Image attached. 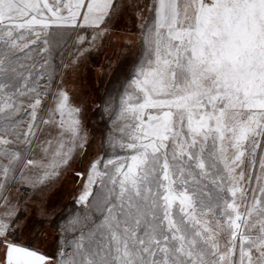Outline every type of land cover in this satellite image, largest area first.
Returning a JSON list of instances; mask_svg holds the SVG:
<instances>
[{"label":"snow or ice","instance_id":"6c2138e0","mask_svg":"<svg viewBox=\"0 0 264 264\" xmlns=\"http://www.w3.org/2000/svg\"><path fill=\"white\" fill-rule=\"evenodd\" d=\"M126 20L138 50L114 126L47 254L2 193L29 167L52 169L41 184L59 175L87 138L67 90L28 83L20 54L51 58L74 35L75 65ZM41 124L56 135L41 141ZM0 133V264H264V0H0ZM36 148L52 160L27 158Z\"/></svg>","mask_w":264,"mask_h":264},{"label":"rangeland","instance_id":"374dc122","mask_svg":"<svg viewBox=\"0 0 264 264\" xmlns=\"http://www.w3.org/2000/svg\"><path fill=\"white\" fill-rule=\"evenodd\" d=\"M125 23L127 28L121 27L119 37L106 40L102 45L85 53L75 65L73 61L78 56V48L74 35L72 39L66 37L61 39L51 58L39 59V49L31 51L27 56L20 54L19 65L24 67L19 70L27 77L28 83L35 81V84L42 86L38 90L44 92L46 90L44 86L48 84L51 77L54 84L53 92L60 87L67 90L70 103L81 109L78 118L87 138L86 152L77 149L70 167L66 170L64 167L57 169L60 172L59 175L51 176L41 184L38 181L43 176V172L52 169H45L39 165L29 167L24 169L26 179L23 182L19 180L20 172L17 171V180L10 182L2 193L22 215L21 223L25 225L22 229L24 239L27 240L30 233L35 230L40 234V247L47 254H53L57 250L58 237L61 235L60 226L64 222L62 217L84 210L82 205L76 203L77 197L82 192V183L75 178V172L86 171L89 159L96 155H103L101 134L114 126L111 117L119 104L120 85L124 80V73L131 70L132 61L138 50V44L132 47L125 42V39L138 41L139 33L130 20H126ZM64 40L67 42L65 43ZM38 73L41 75H37ZM110 97L113 98L112 110L105 111V105ZM20 99L27 101L28 97L24 96ZM41 99L43 101L41 107L45 105L49 109L54 107L52 97L42 96ZM39 115L43 119H48L49 111L40 112ZM53 118L56 123H59L60 114L54 113ZM27 119L20 127L26 128ZM64 119L66 122L71 119L67 109ZM52 128L53 125L41 124V141L51 138L49 132L52 136L56 135ZM105 150L109 155L118 151V149L109 148L107 144H105ZM27 158L42 160L45 165L52 160L50 154L44 158V153L38 148L34 149ZM2 179L0 177V180ZM100 187L98 178L94 191ZM4 210L0 208V211Z\"/></svg>","mask_w":264,"mask_h":264}]
</instances>
